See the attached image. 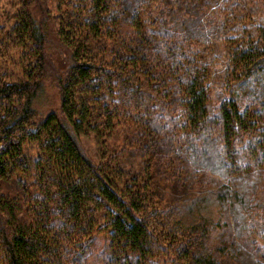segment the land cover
<instances>
[{
    "label": "trees",
    "instance_id": "obj_1",
    "mask_svg": "<svg viewBox=\"0 0 264 264\" xmlns=\"http://www.w3.org/2000/svg\"><path fill=\"white\" fill-rule=\"evenodd\" d=\"M39 1L0 11V264H264V14Z\"/></svg>",
    "mask_w": 264,
    "mask_h": 264
},
{
    "label": "rangeland",
    "instance_id": "obj_2",
    "mask_svg": "<svg viewBox=\"0 0 264 264\" xmlns=\"http://www.w3.org/2000/svg\"><path fill=\"white\" fill-rule=\"evenodd\" d=\"M15 0H11L13 2ZM252 2L249 3L246 7L247 10H250L252 12L256 13H262L264 14V0H251ZM39 3L42 4V6H45V8L49 9L51 7V0L46 1H39ZM222 1L220 0L218 4H221ZM12 9V4L10 3V0H0V11L2 10H9ZM48 15V14H47ZM264 16V15H263ZM53 24L52 22H48V32H47V49L46 54L49 58L50 68L51 72H49L45 79V87L48 94V97L56 103L57 99V91L54 88V80H53V74L57 67L59 66L60 59L65 58L64 57V49L63 47L58 43V40L55 37V34L52 31ZM56 105V104H55ZM53 106L56 108V106ZM83 149L85 152L89 155L93 153V143L89 139H84L82 142ZM28 145L25 146V150ZM104 238L102 235H99L96 240V244L93 247L92 255L88 258L87 264H99L98 255L100 253V250L103 246Z\"/></svg>",
    "mask_w": 264,
    "mask_h": 264
}]
</instances>
